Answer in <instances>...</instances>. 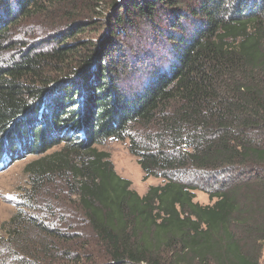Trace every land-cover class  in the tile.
<instances>
[{
    "label": "trees",
    "instance_id": "1",
    "mask_svg": "<svg viewBox=\"0 0 264 264\" xmlns=\"http://www.w3.org/2000/svg\"><path fill=\"white\" fill-rule=\"evenodd\" d=\"M23 148L80 213L20 212L0 264H264V0H0V169Z\"/></svg>",
    "mask_w": 264,
    "mask_h": 264
},
{
    "label": "rangeland",
    "instance_id": "2",
    "mask_svg": "<svg viewBox=\"0 0 264 264\" xmlns=\"http://www.w3.org/2000/svg\"><path fill=\"white\" fill-rule=\"evenodd\" d=\"M39 24L40 20H36L34 22H31L28 28L41 32L40 34H54L53 36H60L62 32H64V29L53 32L51 31V29L53 28L47 25L42 28ZM18 31L19 30L15 32L14 38H20V35H18ZM33 36L34 35H31V37ZM10 37L12 38L11 35ZM12 55L14 54H7L8 57H11ZM59 87L61 88L63 86ZM56 88L58 87H55V90H53L55 94L60 91V89H58L59 91H56ZM40 109L41 107H39L38 110ZM5 137L6 136L4 135L3 138H1V141H5ZM63 146L64 144L59 145L51 149V152L59 150ZM97 148L100 151H104L111 155V161L115 170L123 178L130 180L132 182V188L136 190L141 196H144L148 192L150 187L160 186L164 183V180L162 178L154 176H151L145 180V173L140 167L137 157H135L130 151L129 140H109L105 144L97 146ZM23 151L24 148L23 150H19V152L14 153L11 163L4 170L0 169L1 242L3 241L5 234L3 226L13 217L18 216L20 212L24 214L25 217L32 219V221L43 223L51 228H57V225L56 223H53L49 220H54L53 218L61 220L62 218L65 221L67 219L76 217L80 213L78 212V207H75L74 205L76 199L74 197L68 198L67 193L62 190L60 184H58V186L56 185V187L52 185H45L43 187L33 185V181L28 174L29 170H27V168L32 162L37 160L40 155L39 153L29 154V151L25 153ZM19 153H21L20 156L18 155ZM196 196V201L200 204H211L210 199L205 192L196 191ZM26 204H28V206H26Z\"/></svg>",
    "mask_w": 264,
    "mask_h": 264
}]
</instances>
